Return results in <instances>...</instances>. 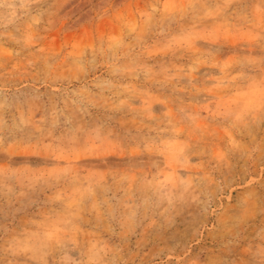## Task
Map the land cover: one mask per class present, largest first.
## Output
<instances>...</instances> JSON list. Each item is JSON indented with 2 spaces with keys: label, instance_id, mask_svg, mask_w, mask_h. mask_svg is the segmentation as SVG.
I'll return each instance as SVG.
<instances>
[{
  "label": "rangeland",
  "instance_id": "rangeland-1",
  "mask_svg": "<svg viewBox=\"0 0 264 264\" xmlns=\"http://www.w3.org/2000/svg\"><path fill=\"white\" fill-rule=\"evenodd\" d=\"M0 264H264V0H0Z\"/></svg>",
  "mask_w": 264,
  "mask_h": 264
}]
</instances>
